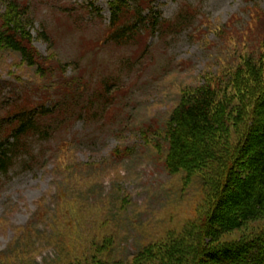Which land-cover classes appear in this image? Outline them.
<instances>
[{
    "label": "rangeland",
    "instance_id": "374dc122",
    "mask_svg": "<svg viewBox=\"0 0 264 264\" xmlns=\"http://www.w3.org/2000/svg\"><path fill=\"white\" fill-rule=\"evenodd\" d=\"M20 1L33 9L37 55L50 59L38 71L1 50L0 119L51 106L66 64L64 78L82 77L90 93L109 96L101 114L72 118L48 140L30 137L27 159L0 175V264H199L217 175L170 174L162 134L184 90L264 39V0H158L165 26L183 14L193 22L177 34L147 32L135 45L108 39L107 0ZM236 141L232 133L230 146ZM263 228L264 220L250 222L212 245Z\"/></svg>",
    "mask_w": 264,
    "mask_h": 264
},
{
    "label": "trees",
    "instance_id": "16d2710c",
    "mask_svg": "<svg viewBox=\"0 0 264 264\" xmlns=\"http://www.w3.org/2000/svg\"><path fill=\"white\" fill-rule=\"evenodd\" d=\"M107 1L108 39L119 44L135 45L154 30L177 34L194 20L183 14L174 25L165 26L156 8L158 0ZM35 23L31 4L0 0V52L18 54L40 71L50 58L37 55L33 47ZM38 36L53 49L47 33ZM251 44L250 51L229 61L221 73H209L202 85L181 93L162 134L170 174L184 173L187 181L197 172L217 175L210 180L214 184L208 191L211 208L199 233L195 253L199 264H264V228L244 241L212 245L225 233L264 220V39ZM66 65L60 66L58 98L51 106L44 102L35 110L21 109L0 119V175L30 153V137L48 140L56 126H67L75 117L101 114L107 107L108 92L90 93L89 81L64 78ZM232 133L237 134L234 146H230ZM106 243L101 250L107 252L110 242ZM144 255L139 251L137 256Z\"/></svg>",
    "mask_w": 264,
    "mask_h": 264
}]
</instances>
